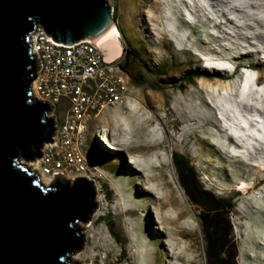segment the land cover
Listing matches in <instances>:
<instances>
[{
  "label": "rangeland",
  "instance_id": "obj_1",
  "mask_svg": "<svg viewBox=\"0 0 264 264\" xmlns=\"http://www.w3.org/2000/svg\"><path fill=\"white\" fill-rule=\"evenodd\" d=\"M107 2L119 34L117 61L123 64L122 49L133 51L146 67L157 69L150 80L164 83L154 90L129 82L133 108H108L89 122V152L98 172L96 208L77 224L82 242L70 259L76 264H206L197 209L170 158L179 153L204 188L233 199L229 219L236 264H264V0ZM195 68L227 78L165 83ZM99 135L110 137L114 149L103 146ZM144 176L155 180L144 186ZM245 187L250 189L242 192ZM171 191L187 213L178 221L184 229L180 240L168 220L178 210L160 211L157 201L171 198ZM254 200L257 207L248 209Z\"/></svg>",
  "mask_w": 264,
  "mask_h": 264
},
{
  "label": "water",
  "instance_id": "obj_2",
  "mask_svg": "<svg viewBox=\"0 0 264 264\" xmlns=\"http://www.w3.org/2000/svg\"><path fill=\"white\" fill-rule=\"evenodd\" d=\"M114 24L107 0H0V264H76L77 224L96 208L95 169L45 185L25 163L42 156L56 129L51 105L32 93L29 38L43 31L67 46L93 43Z\"/></svg>",
  "mask_w": 264,
  "mask_h": 264
},
{
  "label": "built area",
  "instance_id": "obj_3",
  "mask_svg": "<svg viewBox=\"0 0 264 264\" xmlns=\"http://www.w3.org/2000/svg\"><path fill=\"white\" fill-rule=\"evenodd\" d=\"M29 42L36 61L32 93L51 105L48 116H54L56 128L53 142L40 149L35 171L50 183L54 174L73 179L88 168L96 170L89 152V122L108 108H133L128 75L117 58L107 60L89 40L67 46L36 31Z\"/></svg>",
  "mask_w": 264,
  "mask_h": 264
},
{
  "label": "trees",
  "instance_id": "obj_4",
  "mask_svg": "<svg viewBox=\"0 0 264 264\" xmlns=\"http://www.w3.org/2000/svg\"><path fill=\"white\" fill-rule=\"evenodd\" d=\"M124 72L128 75L130 82L135 87L148 86L151 89L159 90L162 88V80L154 81L152 78L158 75L157 69H149L139 59V56L129 51V62L123 61L121 65ZM154 76V77H153ZM220 77L217 74L208 75L205 72H199L198 69H188L180 79L170 78L165 83L177 86L181 80H191L194 77ZM159 83V84H157ZM111 141V138L108 137ZM171 162L176 172L179 185L191 205L197 210L203 235V254L206 264H236V249L234 237L232 234V225L229 219V212L233 209L232 198H223L215 196L212 192L204 188L200 182L191 162L182 154L171 153ZM262 164V162L258 163Z\"/></svg>",
  "mask_w": 264,
  "mask_h": 264
},
{
  "label": "bare ground",
  "instance_id": "obj_5",
  "mask_svg": "<svg viewBox=\"0 0 264 264\" xmlns=\"http://www.w3.org/2000/svg\"><path fill=\"white\" fill-rule=\"evenodd\" d=\"M118 37H119V34L117 32L116 29L112 28L109 32H107L105 35L101 36L100 38H98L96 41L97 45L100 47V49L103 50L104 52V55L106 57V59H115L116 57L119 56V53H120V45H119V42H118ZM94 41V42H95ZM101 138V143H103V146L107 147V148H113L114 149V146L113 144L110 142V140H107L106 138H103V137H100ZM229 144V140H228V143L227 145ZM231 158V157H229ZM129 161L133 164H135L133 158H129ZM29 168H31L32 170L35 171L36 169V160L35 162L33 163H29V164H26ZM130 167V166H129ZM132 169V168H131ZM138 170V169H136ZM248 171V170H247ZM135 172V171H134ZM38 174V173H37ZM40 176V175H39ZM205 178V177H204ZM40 180L45 184V185H48L49 182L47 180H45L42 176H40ZM155 180L154 177H150V176H144L143 177V185L145 186L146 184H148L149 182ZM138 184H140L138 182ZM170 187V186H169ZM254 188V187H253ZM145 189V188H144ZM248 189H250V187H245L244 189H241L242 192H246ZM146 190V189H145ZM149 191V190H148ZM146 192L148 193V195H151L150 192ZM167 195V194H166ZM164 197V196H163ZM169 198V200H168ZM166 197L165 199H159L157 200L158 201V206H159V210H163L165 208H173V210H178V214L173 217V218H170L168 219L170 222H172V225L174 227V229L172 230V234L174 235L175 237V240H180L181 238V233L184 232L181 227H179V219L180 218H184L186 217V211L182 209V206H181V203H180V200L177 196H174V193L171 191V198L170 197ZM255 198V197H254ZM171 201H173L175 204L174 206L171 204ZM256 201L254 200L253 203H250L249 206H248V209H251V208H256L257 207V204L255 203ZM246 205V204H245ZM247 206V205H246ZM247 209V208H246ZM244 210V209H243ZM251 211V210H250ZM248 216H252V214L247 211L246 212ZM245 214V213H244ZM167 220V221H168ZM190 221V220H189ZM189 231V230H188ZM189 232L193 233V229H191ZM193 246V245H192ZM196 248V247H195Z\"/></svg>",
  "mask_w": 264,
  "mask_h": 264
},
{
  "label": "flooded vegetation",
  "instance_id": "obj_6",
  "mask_svg": "<svg viewBox=\"0 0 264 264\" xmlns=\"http://www.w3.org/2000/svg\"><path fill=\"white\" fill-rule=\"evenodd\" d=\"M123 61L128 64L129 62V54H125L124 57H123Z\"/></svg>",
  "mask_w": 264,
  "mask_h": 264
}]
</instances>
